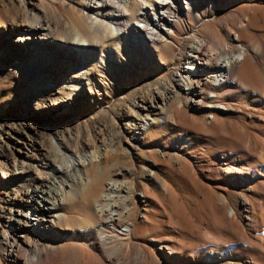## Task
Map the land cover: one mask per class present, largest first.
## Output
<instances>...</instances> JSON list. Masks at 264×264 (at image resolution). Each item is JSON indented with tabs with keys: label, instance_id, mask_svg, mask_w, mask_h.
<instances>
[{
	"label": "rangeland",
	"instance_id": "obj_1",
	"mask_svg": "<svg viewBox=\"0 0 264 264\" xmlns=\"http://www.w3.org/2000/svg\"><path fill=\"white\" fill-rule=\"evenodd\" d=\"M152 3L138 4L124 19L127 27L113 35L103 32L98 42L91 43L85 40L91 32L82 0H0V238L14 230L6 217L8 198L47 177L42 162L49 164L48 168L63 170L73 161H91L89 174L99 162H118L121 167H144L155 172L159 188L165 189L162 207L152 198L140 201L142 185L151 192L155 184L148 183L136 169L131 179L137 184L131 190L129 204L136 206V216H149L154 209L156 220L148 227L162 224L163 232L173 231L179 244L201 239L206 224L223 232L222 215L234 209L239 223L244 222L236 197L247 192L224 181L222 169L233 163L222 154L232 150L242 155L243 133L256 132V105L249 94L257 87L264 100V59L260 67L252 64L256 55L264 56V0H253L250 9L248 0H199L190 13L182 12L168 33L140 38L146 32L138 34L133 27L137 24L144 28L138 21L141 8L151 13H145L148 18L161 11ZM246 16H251L254 29L246 27L237 41L226 36L225 30ZM75 33L85 41L73 42ZM195 37L206 44L212 38L218 42L212 49L208 47L209 60L203 63L204 78L209 81L205 97L214 93L218 60L239 53L240 47L249 54L242 66L248 95L240 105L220 100L237 109L225 113L211 110L209 102L197 96L182 94L177 99L181 108L172 114L176 121L172 115L162 121L154 106L161 97L167 99L169 92L179 91L175 73L182 71L180 66ZM80 72L89 79L88 89H82L75 103L67 102V117L43 119L48 98L60 99L65 85L77 82ZM189 79L193 77L189 75ZM195 79L194 83H203L200 77ZM241 106L243 109L238 108ZM146 116L151 130L142 133ZM53 131L63 137L61 146L54 141ZM184 134L195 142L190 149L181 141ZM64 149L66 155L59 156ZM151 151L157 156L171 154L172 169L150 161ZM183 159L193 162L195 177ZM251 199L257 202L258 196L254 194ZM231 264L243 263L237 257Z\"/></svg>",
	"mask_w": 264,
	"mask_h": 264
},
{
	"label": "bare ground",
	"instance_id": "obj_2",
	"mask_svg": "<svg viewBox=\"0 0 264 264\" xmlns=\"http://www.w3.org/2000/svg\"><path fill=\"white\" fill-rule=\"evenodd\" d=\"M82 1L91 32L85 40L91 43L98 42L103 32L113 35L127 27L129 23L124 19L134 12L138 4L153 2V5L161 8L159 13L152 14L155 17L150 18L145 14L150 12H144L141 8L138 21L144 24V28L137 24L133 27L138 34L146 32L140 38L151 39L153 36L168 33L169 26L183 15L182 12L190 13V9L199 3V0ZM183 3L186 5L184 8ZM248 4V9L252 8L253 0H248ZM250 21L251 16L250 19L248 16L242 18L237 25L225 30L226 36L237 41L238 34L246 27L254 29ZM215 39H210L206 44L195 37L190 44L184 65L180 66L182 71L175 73L174 81L179 91L177 94L169 92L167 99L161 97L160 102L154 106V110L159 109V118L162 121H166L181 108L177 99L182 94L197 96L203 102L208 101V108L211 110L225 113H235L237 109L234 104H221L220 100L240 105L245 98L243 96L248 95L243 83L242 66L249 54L240 47L239 53L218 60L217 73L213 77L214 93L205 97L204 90L209 81L204 78L203 63L209 56L208 47L212 49L218 44ZM73 40L76 43L85 41L78 34ZM263 57L261 54L254 57V67L262 64L260 61ZM189 75L193 80L189 79ZM195 76L203 79V83H194ZM77 78V82L65 85V92L60 89V92L65 93H61L60 99L48 98V105L42 113L43 119L52 121L67 117V102L70 100L75 103L73 100L79 99L82 89H88L87 75L80 72ZM250 93L252 103L256 105L253 117L256 132L243 133L240 140L242 155L232 150L222 154L224 159L227 158L233 163V166L222 169L224 181L235 187L240 186L247 192L239 193L236 197L243 223L237 220V210L234 209L222 215L224 225L220 227L221 230L224 228L223 232L206 224L201 239L192 240L187 245L179 244L174 239L173 231L170 234L163 232L162 224L157 225L158 228L148 227L151 225L150 221L156 220L154 209L149 216H136V206L129 204L131 190L137 184L131 179L136 169L148 183L155 184V188L149 192L141 183L143 191L140 192V201L145 203L148 198H152L157 206L162 207L165 189L159 188V179L155 172L144 167H121L118 162H99L92 168L93 173L89 174L88 167L93 166L91 161L88 164L82 160L73 161L65 165L63 170L48 168L49 164L42 162V167L48 170L47 177L26 187L20 194L8 198L6 204L9 211L6 212V217L14 230L11 234L5 232L0 238V264H231L237 257L241 258L243 264H264V100L257 87H253ZM139 107L144 109L142 105ZM238 108L243 109V106ZM148 117L142 120V133L151 130ZM171 118L176 121L173 115ZM53 132L54 141L61 146L64 143L63 137L58 131ZM181 141L186 149L192 148L195 143L187 134L182 136ZM175 148L178 151L179 146ZM58 155H66V150L60 151ZM175 158L180 160L177 155ZM148 159L153 163H164L172 169L173 156L169 153L157 156L151 151ZM183 161L195 177L193 162L185 159ZM25 194L30 195L28 199L24 197ZM254 194L258 196L257 202L251 199ZM224 201L228 203L226 198ZM230 223L234 225L231 226Z\"/></svg>",
	"mask_w": 264,
	"mask_h": 264
}]
</instances>
